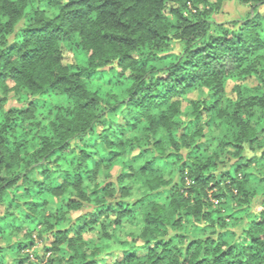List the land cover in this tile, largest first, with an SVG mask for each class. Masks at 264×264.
I'll use <instances>...</instances> for the list:
<instances>
[{"label": "clouds", "instance_id": "9594fccd", "mask_svg": "<svg viewBox=\"0 0 264 264\" xmlns=\"http://www.w3.org/2000/svg\"><path fill=\"white\" fill-rule=\"evenodd\" d=\"M0 264H264V0H0Z\"/></svg>", "mask_w": 264, "mask_h": 264}]
</instances>
